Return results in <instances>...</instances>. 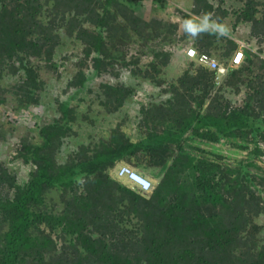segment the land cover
Instances as JSON below:
<instances>
[{
	"label": "trees",
	"instance_id": "16d2710c",
	"mask_svg": "<svg viewBox=\"0 0 264 264\" xmlns=\"http://www.w3.org/2000/svg\"><path fill=\"white\" fill-rule=\"evenodd\" d=\"M133 3L0 0V75L4 65L18 63L15 70L21 74L15 94L20 96L19 103L36 101L39 77L27 55L40 57L44 51L52 52L49 49L58 42L53 27L66 25L68 34L87 45V54L92 55V75H98L108 56L103 33L116 36L112 32L121 29L119 17L142 37L147 36L149 26H162L160 18L144 20L131 6ZM193 3L195 16L184 13L187 19L207 14L211 20L225 13L208 0ZM254 4L249 0L237 18L251 21L254 29L260 26L259 33L264 35V18L254 17ZM47 9L53 14L49 26L42 19ZM216 35L212 31L199 33L195 41L198 51L212 54L221 48L225 43L220 44ZM220 37L228 44L223 52L228 57L236 43ZM250 53L263 68L264 58L253 51L247 52L239 65L218 58L227 66L222 86L242 83L241 75L247 73L249 81L244 83L250 89L245 91L241 106H233L230 100L204 106L214 75L223 73L196 64V69H186L180 78L188 94L176 91L184 98L183 104L169 101L149 109L143 123L149 130L144 135L131 140L117 125L106 139L77 143L63 164L57 163L55 152L71 135L76 118L70 100L60 101V116L39 128L41 142L23 141L17 153L26 163L35 164L30 179L18 183L0 164V264H264V241L256 238L254 223L255 215L264 209V175L251 169L253 156L231 166L222 164L221 157L204 156L208 154L204 150L191 154L180 143L184 133L191 130L193 136L208 142L241 138L244 144L254 145L255 155L263 153L264 75L251 70L254 61ZM167 60L164 54L161 64ZM88 79L89 75L79 70L68 86L77 91ZM236 86L241 88L240 84ZM102 88L100 98L103 96L104 101H100L109 110L121 107L130 94L120 84L105 83ZM7 92L0 88V106ZM165 119L172 124H162ZM172 145L177 147L174 152ZM136 156L144 158L149 166L166 167L150 194L111 174L117 162L132 161ZM170 157L173 160L168 165ZM5 187L13 189L12 196ZM50 187H61L63 194L72 196L65 200L61 213L42 207L44 193ZM60 239L64 243L57 247Z\"/></svg>",
	"mask_w": 264,
	"mask_h": 264
},
{
	"label": "rangeland",
	"instance_id": "374dc122",
	"mask_svg": "<svg viewBox=\"0 0 264 264\" xmlns=\"http://www.w3.org/2000/svg\"><path fill=\"white\" fill-rule=\"evenodd\" d=\"M133 1L135 4L133 3L131 6H134L136 13L144 20L151 22L153 17H157L162 19L163 24L155 28L149 26L146 28L147 36L142 37L136 34L133 29L130 30L119 17L118 19L122 24L121 29L112 32L116 36L107 37L109 34L103 33V36H105L103 39L106 41L105 50L108 56L104 57L100 74L92 75V55L87 54V45L79 41L74 35L68 34L66 25L53 27V33L57 35L58 42L53 48L49 49L52 51L50 54L44 51L40 57L27 55V60L32 63V67L39 77V85L34 95L35 102L24 104L18 101L20 96L15 94L18 90L16 85L20 82L21 74L15 70L18 63H15V66H3L4 70L0 75V88L8 92L6 93L5 103L0 106V164L15 177L16 182H27L31 177V172L36 168L32 162L26 163L17 156L22 142L29 141L34 144L41 142L38 133L39 128L53 118L60 116L58 110L60 101L70 100V106L75 110L74 115L76 118V122L72 123L71 126V135L63 139L55 152L57 163L63 164L68 155L76 149L77 143L90 144L98 138L106 139L110 129L117 125L131 140H137L138 137H141L140 135H144L149 130L143 125L147 121L149 109L167 104L169 101H180L182 103L184 98L176 94V91L188 95L184 86L180 84V78L186 69H196L197 63L194 61L192 64V61L185 56L187 47L194 46L196 48V37L186 33L183 25L187 19L186 14L195 16L192 11L194 3L189 8L186 3L189 0ZM208 1L215 8L219 7L225 12L223 16H213L211 20L226 27L228 34L225 36L233 39V42L236 43V47L230 51L228 57H225L223 52L228 44L223 38L216 35L215 39L220 44H225H221V48L217 51H211L212 54H208L226 63L238 48L239 43H242L244 48L240 64H242L245 54L249 51L257 52L260 58H264V35L259 33L260 26L254 29L251 21L237 18L240 16V10L245 7L249 0ZM253 1L255 2L253 7L256 10L254 17L263 19L264 0ZM181 2L186 3L183 4V8L178 6ZM42 15L43 22H46L49 26V19L52 21L51 15L53 14L47 9L43 11ZM55 22L54 25H57L58 21L55 20ZM86 27L92 28L87 24ZM164 54L168 55V60L165 64H161ZM249 55L254 61L251 70L255 73L263 72L264 75V67L260 68L259 62L256 61L257 58L251 53ZM79 70H83L85 74H88L89 79L83 88L75 91L74 87L68 86V81ZM226 75V73L214 75L212 86L216 88L210 90L204 106L213 101L224 103L230 100V104L233 106H241L244 103L245 91L250 89L248 86L246 88L244 83L249 81L247 73L241 75L242 83L245 86L238 82L232 84L230 88L222 86ZM105 83L120 84L130 90V94L124 100L123 105L116 110H109L101 102L104 101L103 96L100 98V94L103 92L102 84ZM239 84L240 89L236 86ZM100 99L103 100L100 101ZM163 123L172 124L170 119L162 120ZM162 124L161 126L157 125L159 129L163 127ZM241 140L243 139L222 137L218 141L208 142L193 136L191 130H188L184 133L180 143H182L184 150L191 154L197 155L199 151L204 153V150L208 152V154L204 153V156L217 160H220L219 157H221L222 164L228 162L231 166L249 156H253L251 169L254 173L264 175V142L260 141L263 153L258 154L256 152L257 155H255L253 152L254 145L249 142L244 144ZM244 145H247V147H244ZM174 150H177L176 146L171 148L172 152ZM172 160L173 157H170L167 164H171ZM123 164L128 165L150 181V191L144 192L148 194L156 187L166 168L149 166L144 158L136 156L132 161L122 160L115 164L111 174L118 179L122 178L117 176L116 170ZM133 187L137 188L135 185ZM62 189L61 187H50L44 193L42 207L61 213L66 207L65 200L72 197L68 193L63 194ZM5 190H9V195H13V189L5 187ZM262 201L264 206V197ZM254 223L257 225L256 238L263 242L264 209L255 215ZM42 228L46 227L43 226ZM57 233L60 232L57 231ZM63 243V239L57 240V247H60Z\"/></svg>",
	"mask_w": 264,
	"mask_h": 264
},
{
	"label": "built area",
	"instance_id": "2783aa9c",
	"mask_svg": "<svg viewBox=\"0 0 264 264\" xmlns=\"http://www.w3.org/2000/svg\"><path fill=\"white\" fill-rule=\"evenodd\" d=\"M243 48L244 45L239 43L238 48L234 52L233 59L228 61L230 64L236 65L240 62L241 58L243 57ZM185 56L190 60H194L197 64L215 71L216 73L226 72L227 66L225 64L220 63L216 57L206 52L198 51L194 46H189L186 48ZM116 173L119 178L129 181L141 191H148L151 187L150 181L145 176L130 168L128 165H120L117 168Z\"/></svg>",
	"mask_w": 264,
	"mask_h": 264
},
{
	"label": "clouds",
	"instance_id": "9594fccd",
	"mask_svg": "<svg viewBox=\"0 0 264 264\" xmlns=\"http://www.w3.org/2000/svg\"><path fill=\"white\" fill-rule=\"evenodd\" d=\"M197 20L199 21L198 23L196 22ZM183 27L184 31L193 37H196L199 33L206 31L215 32L218 36H225L228 34L226 27L210 20V17L207 14L196 19H186Z\"/></svg>",
	"mask_w": 264,
	"mask_h": 264
},
{
	"label": "crops",
	"instance_id": "0c3cea01",
	"mask_svg": "<svg viewBox=\"0 0 264 264\" xmlns=\"http://www.w3.org/2000/svg\"><path fill=\"white\" fill-rule=\"evenodd\" d=\"M193 0H189V1H187L186 3H187V7H189V8H191L192 7V5L191 4H193V2H192ZM186 3H184V2H181L178 6L179 7H181V8H183L184 7V5L183 4H186ZM214 88H216V87H214V86H212V88H211V90H213ZM123 179V178H122Z\"/></svg>",
	"mask_w": 264,
	"mask_h": 264
},
{
	"label": "bare ground",
	"instance_id": "6f19581e",
	"mask_svg": "<svg viewBox=\"0 0 264 264\" xmlns=\"http://www.w3.org/2000/svg\"><path fill=\"white\" fill-rule=\"evenodd\" d=\"M233 57H234V54L232 55V57L230 58V59H233ZM47 58V57H46ZM136 58V57H135ZM241 60H242V58H241ZM241 60H240V62H241ZM240 62L238 63V64H236V65H239L240 64ZM39 66V65H38ZM53 66V65H52ZM54 67V66H53ZM58 71V70H57ZM126 73V72H125ZM220 106V105H219ZM52 113V112H51ZM47 117V116H46ZM37 175V174H36ZM140 191V190H139ZM150 191V190H149ZM148 191V192H149ZM148 194V193H147Z\"/></svg>",
	"mask_w": 264,
	"mask_h": 264
}]
</instances>
